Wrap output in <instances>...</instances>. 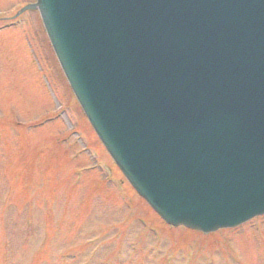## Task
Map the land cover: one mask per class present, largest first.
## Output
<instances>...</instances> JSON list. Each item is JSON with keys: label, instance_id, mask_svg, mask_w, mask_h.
<instances>
[{"label": "water", "instance_id": "obj_1", "mask_svg": "<svg viewBox=\"0 0 264 264\" xmlns=\"http://www.w3.org/2000/svg\"><path fill=\"white\" fill-rule=\"evenodd\" d=\"M188 1L38 0L20 13L40 11L139 193L209 232L264 213V0Z\"/></svg>", "mask_w": 264, "mask_h": 264}, {"label": "rangeland", "instance_id": "obj_2", "mask_svg": "<svg viewBox=\"0 0 264 264\" xmlns=\"http://www.w3.org/2000/svg\"><path fill=\"white\" fill-rule=\"evenodd\" d=\"M33 1L0 0V264H264V216L209 234L163 225L161 243L141 225L155 217L122 202L39 12L11 20Z\"/></svg>", "mask_w": 264, "mask_h": 264}]
</instances>
